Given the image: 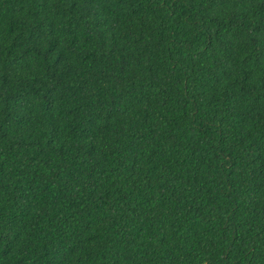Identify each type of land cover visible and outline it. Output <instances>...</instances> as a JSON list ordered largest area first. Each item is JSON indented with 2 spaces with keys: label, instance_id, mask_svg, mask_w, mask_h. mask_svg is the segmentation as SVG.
<instances>
[{
  "label": "trees",
  "instance_id": "1",
  "mask_svg": "<svg viewBox=\"0 0 264 264\" xmlns=\"http://www.w3.org/2000/svg\"><path fill=\"white\" fill-rule=\"evenodd\" d=\"M0 264H264V0H0Z\"/></svg>",
  "mask_w": 264,
  "mask_h": 264
}]
</instances>
